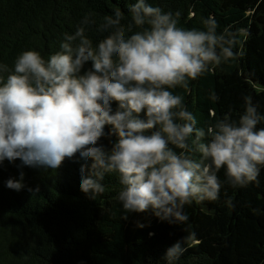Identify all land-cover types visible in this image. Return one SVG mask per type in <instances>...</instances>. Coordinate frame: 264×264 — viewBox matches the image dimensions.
I'll return each mask as SVG.
<instances>
[{
    "label": "clouds",
    "instance_id": "obj_1",
    "mask_svg": "<svg viewBox=\"0 0 264 264\" xmlns=\"http://www.w3.org/2000/svg\"><path fill=\"white\" fill-rule=\"evenodd\" d=\"M178 16L134 0L99 24L86 14L47 57L26 49L11 66L0 62V165L19 159L21 169L55 171L75 157L79 188L90 198L103 194L105 177L115 174V198L126 213L150 210L169 224L188 220L185 205L219 199L222 168L232 187L256 181L264 167V113L252 98L243 97L238 118L226 113L197 127L174 92L228 62L233 35L218 32L211 15L201 18L203 28L180 27ZM93 25L106 33L95 43L88 35ZM5 183L24 189V171ZM183 252L177 240L159 261L177 264Z\"/></svg>",
    "mask_w": 264,
    "mask_h": 264
},
{
    "label": "trees",
    "instance_id": "obj_2",
    "mask_svg": "<svg viewBox=\"0 0 264 264\" xmlns=\"http://www.w3.org/2000/svg\"><path fill=\"white\" fill-rule=\"evenodd\" d=\"M130 2L134 0H0V62L11 66L26 49L47 57L86 14L99 24L115 7L124 11ZM149 2L178 12L180 27L203 28L201 18L211 15L218 32L228 29L233 35L234 55L228 62L174 90L197 127L226 113L238 118L245 95L264 113V0ZM125 17L121 23L126 26L127 13ZM105 34L95 25L88 31L94 43ZM101 142L110 147L109 138ZM20 163L5 160L0 165V264H157L181 239L184 252L177 264H264V167L244 187H232L222 168L219 199L185 205L188 220L169 224L150 210L126 213L115 198L120 187L115 174L105 177L103 194L90 198L79 188L75 157L55 171L21 169ZM21 170L26 187L8 188L6 180L19 179ZM37 186L39 193L28 190Z\"/></svg>",
    "mask_w": 264,
    "mask_h": 264
}]
</instances>
